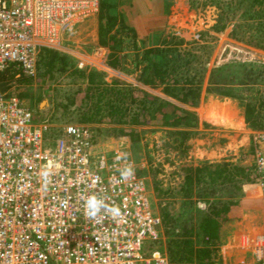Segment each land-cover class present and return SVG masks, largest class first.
Instances as JSON below:
<instances>
[{"label":"rangeland","instance_id":"1","mask_svg":"<svg viewBox=\"0 0 264 264\" xmlns=\"http://www.w3.org/2000/svg\"><path fill=\"white\" fill-rule=\"evenodd\" d=\"M164 2L170 4L167 14L163 12ZM246 3L244 2L245 5ZM94 10L92 14L77 22L73 38L63 44L64 50L69 53L60 51L68 58L67 69L64 72L56 70L58 63H55L52 69L51 65L43 61L39 62L37 59L34 77L26 79H21L22 76L13 77L2 91V94L18 95L24 105L33 112L36 120L48 122L53 126L54 134L66 124L79 123V108L84 109L82 98L85 103H90L85 100L86 76L90 70L95 74L96 83H112L116 78V83L133 89L136 92L137 98L134 100L137 103L142 99L141 93L164 100L160 90H153L138 81V72L129 73L132 68L130 65H119L118 69L108 66L114 71L112 73L104 71L107 68L108 48L98 44V25L108 23L117 27L119 11L126 16L128 25L136 30H143L147 34L162 31L166 36L172 33L183 41L186 48L189 44H203L206 38L201 40L202 33L213 37L210 40L211 49L206 54L203 51L197 53L202 57L201 63L207 61L202 97L205 95L204 89L211 72L214 73L218 67L224 65L233 67L239 63H256L264 66V49L254 46L259 30V27H256V19L245 22L246 26L237 29L238 32L244 33V39L236 40L232 38L231 27L222 32L219 31L218 10L215 7L189 9L188 0H130L126 2L98 0V6ZM260 39L261 45H264V36ZM168 40L171 44L173 43L171 39ZM79 62L84 64L81 70H86L82 76L75 75L72 71ZM127 62L129 63L130 59ZM195 72L196 68L193 67L190 74L193 75ZM92 92L96 95L97 90ZM256 93L264 95L263 84L244 91L243 95H247V100L257 106ZM95 100L96 98L92 102ZM137 103L133 105L129 102L125 103V112L132 115L138 112ZM244 105L245 101L232 100L213 93L205 95L204 101L202 98L197 107L200 125H185L177 129L165 128L152 125L148 122L152 119L148 117L145 118L147 123H141V118L137 124L119 123L121 126L116 127V130L123 129L125 133L130 131L136 133L137 139L134 144L127 136L108 135L111 133L107 130L100 134L97 126L85 124L94 127L98 141L105 144L106 150L117 149L128 154L137 165L135 171L146 181L152 209L161 218L159 236L148 244L149 253H159L171 264V250L179 254L186 252L182 245L174 246L172 242L190 238L197 244V246L193 244V247L198 249L203 241L207 242L205 235H197L198 222L203 217L209 221L215 217L211 226L213 227L215 223L219 225L225 237V245L215 246L216 251L212 253L210 263L207 264L218 263L215 258L217 259L222 251V257L228 258L227 264L254 263V255L259 245L257 243L264 232L263 224L260 222L264 200L261 201L258 195L257 201H249L251 194L257 189L252 151L254 145L259 144L254 141L253 135L264 132V129L259 130L248 126V123L244 121ZM260 111L264 114V104ZM107 119L102 116L100 120H105L106 123L104 125L100 123L99 127L108 126ZM184 128H196L195 135L190 140H184L180 135L173 134L178 130H185ZM220 168L224 169L220 170ZM218 171L222 173L213 183L207 174ZM235 190L236 197L229 198ZM230 202H237L239 210L237 214L236 211L232 214L228 213L238 217L230 218L228 223L225 220L228 217L223 219L222 215L218 216L216 213L223 204ZM241 209H244L243 213ZM189 228H193L194 234L184 235ZM179 254L177 258L184 257ZM178 264L196 263L180 261ZM218 264H221V261Z\"/></svg>","mask_w":264,"mask_h":264},{"label":"built area","instance_id":"2","mask_svg":"<svg viewBox=\"0 0 264 264\" xmlns=\"http://www.w3.org/2000/svg\"><path fill=\"white\" fill-rule=\"evenodd\" d=\"M97 6L98 0H0V76L13 68L14 78L34 77L39 51H63L77 22ZM93 128L66 124L54 134L18 95L0 94V264H169L148 252L161 218L145 179L128 154L106 150ZM253 139L263 201L264 132ZM129 168L132 175L123 176ZM93 196L104 203L95 217L86 207ZM257 244L251 264H264V232Z\"/></svg>","mask_w":264,"mask_h":264},{"label":"trees","instance_id":"3","mask_svg":"<svg viewBox=\"0 0 264 264\" xmlns=\"http://www.w3.org/2000/svg\"><path fill=\"white\" fill-rule=\"evenodd\" d=\"M121 1L126 2L130 0ZM244 2H247L246 5ZM164 3L165 9L163 12L167 14L170 4L168 2ZM188 3L189 9L196 7L204 8L207 6L215 7L218 10L217 18L220 26L219 31L222 32L226 28L231 27L232 38L236 40L244 39V33L242 31L238 32L237 29L246 26L247 23L245 22L256 19V27H259V30L256 37L257 41H254V46L264 49V45L260 43V38L264 36V0H202L199 2L196 0H188ZM193 3H195V5H193ZM237 11H240V13H237ZM117 17V19H119L117 27L108 23L98 25V44L109 50L106 60L107 66L112 69H118L119 65H130L132 68L129 70V73L138 72V81L142 85L148 86L153 90H160L164 96L190 107H198L202 98L204 101L205 95L213 93L232 100L245 101L244 121L248 123L250 128H257L259 130L264 129V114L260 111L264 104L263 93L262 95L256 93L257 96L255 98H257V106L247 100V95H243L244 91L255 88L258 84L264 85V66L262 64L239 63L233 67H229L228 65L218 67L214 73L211 72L209 80L207 81V86L204 89L205 95L202 97V84L206 72L205 65L207 61L201 63L200 58L202 57L197 53L203 51L206 54L207 51L211 49L210 40H212L213 37H211L210 34H200L201 40L206 38L203 44H189V47L186 48L183 41L172 33H170L166 39L163 38L162 31H157L158 33L156 34L153 32L150 34L145 32V34H143L140 30H136L129 26L126 22V16L120 11ZM168 39H171L173 43L171 44ZM207 39L209 41H206ZM129 59L131 63L127 62ZM38 61H43L49 66L51 65L52 69L54 64L58 63L56 70L62 72L67 69L68 64L66 55L49 49H41L39 51ZM194 62H196V64H194ZM193 67L196 68V72L192 75L190 73ZM72 71L75 75L82 76L86 70H80L75 66ZM13 72L14 69L11 68L0 76V94L3 89L8 86L7 82L13 79L15 75ZM47 73L48 72H46V74ZM20 76H22L21 79L27 78L23 75ZM86 80L85 100H88L90 103H85L84 98H82V107H84V109L79 108V124H94L96 126L100 123H106L105 120H102L103 122L100 120L102 116L108 118L107 122L110 121L111 123L118 124L130 121V124H137L140 122L139 118H141V123H145L146 117L154 120L156 115L160 114L165 119H171L173 125L183 127L185 125L196 126L194 115L184 110L183 113L185 116L180 119L174 117L173 114H163L162 110L164 108H171L179 111L175 105L166 100L152 97L146 93H139L142 99L137 103V101L134 100V98L137 97H135L136 92L133 89L125 85L121 86V83H96L95 74L91 70L89 74H87ZM210 86L215 87L211 88ZM93 90H97L96 95L92 92ZM88 95L90 96L87 97ZM94 98H96V100L92 102ZM71 102L72 101H70V103ZM127 102H129L130 105L137 103L139 106L138 112L133 115L127 114L125 112V103ZM105 130L111 133L108 135L114 134L120 137L127 136L133 144L136 143L135 139H137V136L133 131L125 133L123 129L116 130V128H113L103 130V128H99L98 132L102 134L101 132ZM173 134L180 135L184 140H189V138L195 135V132L177 131L173 132ZM222 169L224 168H220V170ZM188 170L190 171V169ZM220 173H222V171L210 175L207 174V177L215 183ZM235 192L236 190L229 195V198H235ZM251 195L249 201H257V196L260 195L258 188L255 189V192ZM252 197L253 199H251ZM237 206V202L223 204L216 215H222L223 219L228 217L225 220L229 223L230 218H238L235 214H228L229 212L232 214L234 211H236L237 214L239 210ZM243 211L244 209H241V212ZM213 218L215 219V217ZM214 219L209 221V219L203 217L198 222L197 235L203 234L207 237V242L203 241L198 249L193 247V244L194 246H197V244L190 238L186 240L177 239L172 242L174 246L181 247L180 245H182L186 252L179 254L171 250V264H178L180 261L186 263L195 261L196 264L210 263L211 255L216 251L215 246H219L221 240L225 239L217 223L213 224V227L211 226V222H214L212 221ZM185 232L184 235L186 236L194 234L193 228L186 229ZM177 254L184 255V257L177 258Z\"/></svg>","mask_w":264,"mask_h":264},{"label":"crops","instance_id":"4","mask_svg":"<svg viewBox=\"0 0 264 264\" xmlns=\"http://www.w3.org/2000/svg\"><path fill=\"white\" fill-rule=\"evenodd\" d=\"M168 30H166V32H167ZM140 32H142L143 34H145V32L142 30V31H140ZM140 36V35H139ZM163 38H167V36H166V34H164L163 35ZM66 50H69V49H66ZM64 53H67L68 51H63ZM62 52V54L64 55V53ZM107 54L109 53V51H108V49H107V52H106ZM67 54H69V53H67ZM105 72H108V73H112V71H114V70H112V69H110L108 66H107V68H106V70H104ZM116 82H117V80H116V78L114 79V81L112 82V84H116ZM107 84H111V82H109V83H107ZM144 87V86H143ZM147 87V86H146ZM146 87H144L145 89H147L148 90V88H146ZM164 100H166V101H168V102H170L171 104H173V105H175L178 109H179V111H177V110H173V109H171V108H164L163 110H162V113L163 114H165V113H167V115H174V117H177V118H183L184 116H185V114L183 113V110L184 111H186V112H188V113H191L192 115H194V117H197V115H198V108L196 107V108H192V107H188V106H186V105H184V104H182V103H179V102H177V101H175V100H173V99H171V98H168V97H166V96H164ZM41 102V101H40ZM180 111H182V112H180ZM168 119V120H167ZM167 119H165L164 117H162L160 114H157L156 115V117H155V119L153 120V122H152V120H150V121H148L149 123H152V125H156V126H162V127H165V128H170V127H172V128H174V129H177V128H181V127H183V126H178V125H173V122L171 121V119H169V118H167ZM196 125L198 124V125H200L201 124V121H200V118L199 117H197L196 119ZM126 121V120H125ZM130 121H126L125 123H120V124H130L129 123ZM147 123V122H146ZM103 125L105 124V123H102ZM108 126H106V127H104V126H101V127H99V125H96L98 128H103V130L104 129H113V128H116V127H118V126H121L119 123L117 124V123H111L110 121H108ZM135 124V123H134ZM180 125V124H179ZM185 129V128H184ZM188 129H190V130H188ZM193 129V130H192ZM195 130H196V128H187V129H185V130H178V131H193V132H195ZM194 136V135H193ZM189 140H190V138H189ZM245 203H243V206H245L244 205ZM242 208H244V207H242ZM243 213V212H242ZM237 218V217H236ZM260 222L262 223V219L260 220ZM232 226V225H231ZM225 241L224 240H221V244H222V246H224L225 245V243H224ZM223 252V251H222ZM222 252H221V254L219 255V257H217V259L215 258V260L218 262V263H220V261H221V264H227V262H228V258L225 256H223L222 257ZM221 257V258H220ZM220 258V259H219ZM218 263H216V264H218Z\"/></svg>","mask_w":264,"mask_h":264},{"label":"clouds","instance_id":"5","mask_svg":"<svg viewBox=\"0 0 264 264\" xmlns=\"http://www.w3.org/2000/svg\"><path fill=\"white\" fill-rule=\"evenodd\" d=\"M132 175V170L129 168L123 172V176L130 177ZM47 176V173H45ZM104 206L103 200L97 199L95 196L88 199L86 203V207L88 210V215L91 217H95L98 212H100L101 208ZM114 214L118 215V211L113 209Z\"/></svg>","mask_w":264,"mask_h":264},{"label":"bare ground","instance_id":"6","mask_svg":"<svg viewBox=\"0 0 264 264\" xmlns=\"http://www.w3.org/2000/svg\"><path fill=\"white\" fill-rule=\"evenodd\" d=\"M258 191H259V189H258ZM259 194H260L259 196H260V199H261V193H260V191H259Z\"/></svg>","mask_w":264,"mask_h":264}]
</instances>
